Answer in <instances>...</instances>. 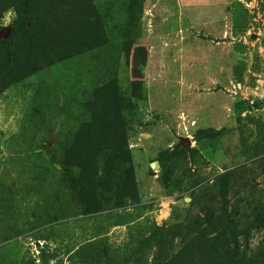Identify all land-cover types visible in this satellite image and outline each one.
Returning a JSON list of instances; mask_svg holds the SVG:
<instances>
[{"label": "rangeland", "instance_id": "374dc122", "mask_svg": "<svg viewBox=\"0 0 264 264\" xmlns=\"http://www.w3.org/2000/svg\"><path fill=\"white\" fill-rule=\"evenodd\" d=\"M0 264H264V0H0Z\"/></svg>", "mask_w": 264, "mask_h": 264}, {"label": "trees", "instance_id": "16d2710c", "mask_svg": "<svg viewBox=\"0 0 264 264\" xmlns=\"http://www.w3.org/2000/svg\"><path fill=\"white\" fill-rule=\"evenodd\" d=\"M36 9H37V7H35V6H32L30 8H24L22 10L23 16L24 17H28L30 15V13L32 11L36 10ZM48 9L46 10V14L52 13ZM56 16L57 15H54V17H53V19L51 21H53L52 24L55 27H58L59 26V28L57 30H54V31H48L47 30L45 32L55 33L56 34L59 30H61V31H63L68 36V34L66 33L64 27L62 25H60V23L57 21ZM75 25H76L77 28L74 29V26H73L71 28V34L70 35H73V34L77 35V33H79V35H80V32H78V26H77V24H75ZM15 39H16V41H18L21 38L16 37ZM20 52H21V49H20L19 44H11L8 47H6L5 50H4L5 56L10 61V63L13 64V65L14 64L17 65V63L20 62V56H21V53ZM245 108H246L245 106H241V108H239V106H238L237 112H239V111L243 112V111H245ZM126 187H130V184L128 185L126 182H124V183L119 184L118 187L115 188V190H117V189H124ZM227 223H228L227 221L224 223V220H222V217L220 215H215L213 213V211L208 212L207 213V217H206V219H205V221H204L203 224L200 223L199 220L197 222L196 232H198L201 235L198 238L203 239L205 237V233L207 232V233H209L211 235L210 237L212 238V240H214V241L219 240V238H220L219 235L222 233V231H224V228H225L224 225L227 224ZM205 224H206V226H204L202 228V226L205 225ZM181 230H182V228L180 226H178L176 228V232H178V233H177V236L175 234L176 232L174 234H172V242L174 241V239H179V238H182L183 237V236L182 237L180 236V231ZM212 259L215 261V258L214 257H212Z\"/></svg>", "mask_w": 264, "mask_h": 264}, {"label": "water", "instance_id": "95a60500", "mask_svg": "<svg viewBox=\"0 0 264 264\" xmlns=\"http://www.w3.org/2000/svg\"><path fill=\"white\" fill-rule=\"evenodd\" d=\"M190 144H191V141L189 137L180 138L179 145L186 147V148H190Z\"/></svg>", "mask_w": 264, "mask_h": 264}]
</instances>
